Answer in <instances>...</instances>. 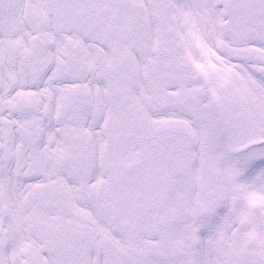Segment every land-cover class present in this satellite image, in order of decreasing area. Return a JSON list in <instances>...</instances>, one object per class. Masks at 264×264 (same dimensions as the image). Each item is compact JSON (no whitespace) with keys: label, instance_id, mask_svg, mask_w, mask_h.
Here are the masks:
<instances>
[{"label":"snow or ice","instance_id":"6c2138e0","mask_svg":"<svg viewBox=\"0 0 264 264\" xmlns=\"http://www.w3.org/2000/svg\"><path fill=\"white\" fill-rule=\"evenodd\" d=\"M0 264H264V0H0Z\"/></svg>","mask_w":264,"mask_h":264}]
</instances>
